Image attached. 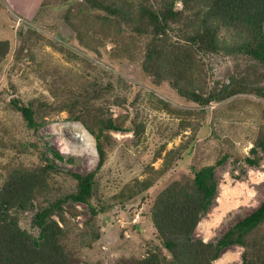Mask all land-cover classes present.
Listing matches in <instances>:
<instances>
[{"label":"rangeland","instance_id":"rangeland-1","mask_svg":"<svg viewBox=\"0 0 264 264\" xmlns=\"http://www.w3.org/2000/svg\"><path fill=\"white\" fill-rule=\"evenodd\" d=\"M148 38L86 0H0V39L9 42L0 62V186L15 169L46 164L45 149L50 161L51 149L63 155L47 194L12 208L13 219L41 239L40 204L76 190L71 171L99 166L90 127L102 116L122 126L102 136L106 159L92 197L98 210L75 200L64 204L63 221L55 215L73 264H135L159 249L170 255L152 220L158 194L224 153L218 195L195 236L216 241L264 199V151L255 144L264 133V65L242 53H199L184 80L205 96L233 80L254 85L202 104L144 69ZM13 97L40 105L44 124L28 127ZM243 251L230 245L214 264H242Z\"/></svg>","mask_w":264,"mask_h":264},{"label":"trees","instance_id":"trees-1","mask_svg":"<svg viewBox=\"0 0 264 264\" xmlns=\"http://www.w3.org/2000/svg\"><path fill=\"white\" fill-rule=\"evenodd\" d=\"M91 7L115 17L119 24H130L138 34L148 36L143 62L145 70L160 81L170 79L183 95L208 104L238 92L253 91L254 85L233 80L205 96L184 78L195 66L199 53H242L264 65V0H86ZM182 7H177V2ZM9 50V42L0 39V62ZM198 60V59H197ZM264 95V90L259 89ZM11 105L21 112L28 127L37 130L44 124L42 107L13 97ZM42 117V118H41ZM92 126V125H91ZM122 126L113 116L99 118L95 128L100 163L106 159L102 136L108 129ZM264 151V133L255 143ZM53 159L43 166L12 171L0 186V264H73L64 244L65 231L55 215L64 220V204L80 201L92 203L97 169L89 173L71 171L77 180L76 190L40 204L34 222L42 232L37 240L10 214L12 208L28 207L33 200L46 195L49 173L56 169L55 159H62L59 150L51 149ZM224 153L214 163L203 165L190 177L180 178L167 185L157 196L152 208V220L170 255L150 252L135 264H214L224 250L233 244L244 246L242 264H264V199L251 213L230 227L216 241L195 236L202 218L211 210L218 195L216 169L228 158ZM251 164L258 159L246 157ZM151 184L146 181L147 188Z\"/></svg>","mask_w":264,"mask_h":264},{"label":"bare ground","instance_id":"bare-ground-1","mask_svg":"<svg viewBox=\"0 0 264 264\" xmlns=\"http://www.w3.org/2000/svg\"><path fill=\"white\" fill-rule=\"evenodd\" d=\"M79 140V139H78Z\"/></svg>","mask_w":264,"mask_h":264}]
</instances>
